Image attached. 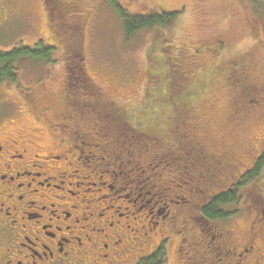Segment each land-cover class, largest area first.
<instances>
[{
  "label": "flooded vegetation",
  "instance_id": "obj_1",
  "mask_svg": "<svg viewBox=\"0 0 264 264\" xmlns=\"http://www.w3.org/2000/svg\"><path fill=\"white\" fill-rule=\"evenodd\" d=\"M14 115L0 111V264H144L155 256V264H264V182L216 204L228 215L210 218L204 206L225 182L211 184V194L200 188L196 199L181 184L162 195L103 156L78 147L69 154L66 139L42 144ZM122 217L141 222L131 235ZM89 233L100 237L92 242Z\"/></svg>",
  "mask_w": 264,
  "mask_h": 264
},
{
  "label": "trees",
  "instance_id": "obj_2",
  "mask_svg": "<svg viewBox=\"0 0 264 264\" xmlns=\"http://www.w3.org/2000/svg\"><path fill=\"white\" fill-rule=\"evenodd\" d=\"M43 1L49 15L48 27L56 38L55 44H45L42 39H37L32 43L19 42L7 50H0V84L18 83L21 59L31 57L36 61L52 62L53 58L50 56L52 51L60 47L61 69L67 57L75 65L73 71H78L77 76L72 78L73 86L83 90L81 95L84 100L80 101L81 104H76L71 114L72 118L76 120L75 124L85 122L86 119L87 125L89 124L88 130L87 127L80 128L75 125L78 134L74 132L71 142L69 140L68 142L76 145V149L78 147L90 155L103 156L104 161L112 164L111 167L127 173L130 178L150 179L154 188H160L157 182L159 175L163 176L166 187L177 188L176 185L184 184L187 190L192 191L194 199L200 194L199 189L194 188H203V182L204 184L209 182L214 174L212 165L220 164L215 165L218 172L214 175L218 174L219 181L225 183L216 186L220 191L204 206V213L210 218L228 215L217 208L216 204L225 208L224 205L229 204L236 193L246 186V180L250 181V185L264 182V148L260 149L259 153L252 152L250 165H245V169L241 167L242 171H238L237 174L233 166V163L237 162L236 158L231 156L230 142L216 144L213 140V134L227 125L229 120H233V126L239 128L248 117L264 119V37L242 49L235 47L234 50H230V45L226 48L227 43L224 41L212 50L205 47L198 51L196 47H192L191 51L195 52L190 56L186 55V49H181V46L178 47L179 53H174L175 55L170 58L165 53H159L158 57L152 58L148 52L147 59L152 60L147 66L150 69L149 80L145 82L140 97L136 98L137 100L130 97L118 101L98 97L90 83L88 84L87 75L77 65V62L82 60L80 51L74 50L77 25L85 19L88 11L91 12L100 2L107 1L119 16L125 37L143 27L155 29L161 27L164 33L170 28V24L181 9L128 13L118 0H60L58 5L52 0ZM67 13L70 15H66ZM62 24H68L71 29L65 28ZM233 44L235 46V41ZM256 46L259 49H256ZM162 49L165 52L167 47ZM257 50L260 53H257ZM205 52L211 57L209 64L214 68L206 65L207 60L201 62L199 54ZM258 57L262 58L261 63L257 61ZM223 71L227 74L225 83L230 87L233 85L232 90H239L238 96L235 94L233 99L232 112L228 108L229 104L223 103V96L219 97L224 92L220 93L219 86L217 82L215 83L217 76L224 75ZM63 73L64 70H60L56 77L59 76L61 79ZM245 74H251V78L249 79L248 75L244 78ZM59 87L63 96L62 86ZM26 88L27 86L22 85L20 93L27 104L35 103V97L26 91ZM55 90L60 91L56 87ZM69 91L72 92V89ZM44 93L48 92L45 90ZM244 93L248 96H243ZM75 102L73 99L72 104ZM50 105L52 106H48L50 111L43 109L40 123L42 122L44 127L51 121V117L53 119L52 109L55 112L61 106L58 103ZM2 107L1 114L14 111L11 102L2 104ZM92 114L95 115L91 117ZM31 116L34 117V114ZM80 116L84 119H80ZM38 127L42 128L39 124ZM80 130L84 131L85 136L79 135ZM124 137L132 138V142L130 140L127 142L132 144V148L126 149L123 146L121 139ZM137 137L144 138L143 146L140 142H134ZM237 139L239 141L240 138ZM142 149L150 150L145 152L146 158L141 155L144 153ZM206 174L209 175L207 182L203 180ZM162 192L160 194L163 195ZM207 192L211 194L210 190ZM157 258L155 256L144 264H155L158 262Z\"/></svg>",
  "mask_w": 264,
  "mask_h": 264
},
{
  "label": "rangeland",
  "instance_id": "obj_3",
  "mask_svg": "<svg viewBox=\"0 0 264 264\" xmlns=\"http://www.w3.org/2000/svg\"><path fill=\"white\" fill-rule=\"evenodd\" d=\"M52 1L55 2V5L60 4V0ZM118 1L128 13H146L154 10L159 12L160 10H176L178 8L181 11L175 16L170 28L164 33L161 27H158L159 29L143 27L127 37L123 33L119 16L107 1L100 2L91 12L88 11L85 19L77 25L75 31L77 41L74 50L77 49L82 55V60L81 62L78 61L77 65L87 75L88 84L90 83L95 94L102 98L108 97L118 101L130 97V99H138L145 82L147 79L149 80L148 71L150 69L147 66L150 65L149 62L152 60L147 59L148 52L151 53L152 58L158 57L159 53H165L170 58L179 53L178 47L181 46V49H186V55L190 56V54L195 52V50L191 51L192 47H196L198 51L205 47L212 50L213 47L224 41L227 43L226 48H229L230 45V50H234L235 47L242 49L247 44L255 43V40L264 37V0ZM43 2V0H0V50H7L12 46H16L19 42L32 43L37 39H42L45 44H55L56 38L48 27L49 15L46 10L47 6L45 7ZM78 12H80L79 9ZM79 14L82 15L84 13ZM66 15L70 14L67 13ZM62 26L69 30L71 29L68 24H62ZM233 41H235V46ZM54 46L56 47V45ZM166 47L167 50L163 52L162 48ZM256 49L259 48L256 46ZM61 51L60 47L52 51L50 55L53 58L52 62L36 61L31 59V57L21 59L19 61L18 83L1 82L0 84V104L11 102L14 105V111L5 114L7 116L5 118H9L16 113L17 120L21 117L19 119L20 124H25L28 121L25 126H34L32 130L33 132H38V137L42 144L50 141L51 144H55L63 141V139L70 140L74 132L78 134V130H75L77 128L75 127L77 124H75L76 120H73L71 114L76 104H81L80 101L84 100L81 95L83 90L73 86L72 78L77 76L76 72L78 71H73L75 65L67 57L64 66H62L63 69H61L62 59H59L62 57ZM257 53L260 52L257 50ZM199 55L201 62L207 60L206 65L212 66L209 64L211 57H208L206 52ZM256 59L259 63L262 62L261 57ZM212 67L214 68V66ZM60 70H64L61 79H59V76L56 77V73L59 74ZM222 74L224 75L216 77L215 83L217 82L219 86V92H224L219 97L223 96V103L229 104L228 108L232 112L234 108L233 99L239 90H232L234 86L231 85L230 87V85L225 83L226 72L223 71ZM247 75L245 74L243 77L245 78ZM248 77L250 79L251 74ZM22 85L27 86L26 91H29L35 97V103H26L27 101L20 93ZM59 86H62L63 96ZM55 87L60 91L56 92ZM70 88L72 92L69 91ZM45 90L48 93H44ZM243 96L248 95L244 93ZM73 99L76 102L72 104ZM212 100L215 101L213 97ZM50 103L53 105L58 103L61 106L55 112L52 109L53 119L51 117V121L44 127L40 121L44 112L43 109L46 108L48 109L46 111H50L48 107H52ZM31 114H34V117ZM94 115L92 114L91 117ZM63 116L65 120L62 118ZM80 119H84V117ZM87 122L88 120L86 119L85 122H81L76 126L80 128L87 127L88 130L89 124L87 125ZM33 123H36V125ZM38 124L42 128H39ZM41 130L43 133H41ZM79 135L85 136L84 131L80 130ZM213 137L216 144L217 142L220 144L224 141L230 142L231 156L236 158L237 162L233 163V166L238 174V171L241 172L242 170L241 167L243 168L249 162L252 152L259 153L260 149L264 148V119L248 117L246 122H243L239 128H235L233 120H229L227 125L213 134ZM237 137L240 138L239 141ZM128 140L132 142L131 137L121 139V143L126 149L128 147L132 148V144L127 143ZM134 142L142 143L141 146L145 143L143 137H137ZM69 144V148H72L69 154L71 150L77 152L76 146L72 143ZM142 151L144 150L142 149ZM148 151L150 150L145 149L141 155L146 158L145 152ZM75 155L74 153L70 155V159L74 158ZM77 161H79L78 156ZM215 165L220 166V164ZM215 165H212L214 174L218 172ZM214 174H212L209 182L206 181L208 174L203 177V180L207 182L205 184L203 182V192L210 190L211 185L209 184L219 181L218 174ZM162 181L163 176L159 175L157 182L160 190L165 186L163 188L164 191L167 187L166 183ZM246 182L247 184L250 183L247 180ZM181 186L187 188L184 184H181ZM260 186L263 188L264 184ZM197 188L200 189V187ZM137 201L142 203L140 200ZM137 201L135 202L137 203ZM230 218L229 220L233 219V217ZM234 218L241 224L239 221L241 219L240 214H236ZM126 219L130 225L124 228L131 235L133 227L139 226L141 222L132 225V219L122 217V220ZM142 229L143 227H139L138 232H142ZM89 235L92 242L100 237L97 233H89ZM85 246L95 251L99 249L97 243H88Z\"/></svg>",
  "mask_w": 264,
  "mask_h": 264
}]
</instances>
